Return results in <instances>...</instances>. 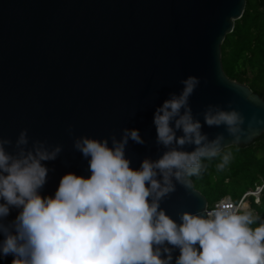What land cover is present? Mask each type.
I'll use <instances>...</instances> for the list:
<instances>
[{
	"label": "water",
	"instance_id": "1",
	"mask_svg": "<svg viewBox=\"0 0 264 264\" xmlns=\"http://www.w3.org/2000/svg\"><path fill=\"white\" fill-rule=\"evenodd\" d=\"M244 3L0 0V135L14 145L27 129L28 147L36 139L63 146L56 160L45 162L54 171L42 195H54L65 173L90 175L88 160L73 147L79 136L109 137L111 145V134L119 138L123 128H136L145 143L129 140L125 155L131 167L139 168L146 157L157 159L165 149L155 142V109L171 93L179 94L181 80L190 75L200 79L189 103L202 124L209 104L236 109L245 118L239 142L223 126L203 124L209 139L223 133L226 147L264 135V99L228 78L220 61V43ZM13 145L7 150L14 152ZM160 207L180 223L178 213L201 212L206 199L193 185L177 184ZM178 255L176 248L172 264ZM12 260L0 257V264Z\"/></svg>",
	"mask_w": 264,
	"mask_h": 264
},
{
	"label": "clouds",
	"instance_id": "2",
	"mask_svg": "<svg viewBox=\"0 0 264 264\" xmlns=\"http://www.w3.org/2000/svg\"><path fill=\"white\" fill-rule=\"evenodd\" d=\"M181 84L179 94L155 109V142L165 149L157 159L131 167L129 140L145 143L136 128H123L119 138L111 134V145L109 137H76L73 147L88 160L90 175L65 173L54 195H42L54 171L45 162L56 160L63 146L36 139L28 147L27 129L14 145L0 135V257L12 255V264H172L178 248L175 264H264V221L257 223L252 212L227 205L185 210L177 223L160 207L177 184L192 187L190 178L206 168L203 160L221 155L224 134L209 139L203 124L223 126L233 142L244 133L243 115L219 105L206 107L202 124L189 103L199 77ZM231 159V152L223 153L218 170ZM12 209L17 215L8 220Z\"/></svg>",
	"mask_w": 264,
	"mask_h": 264
},
{
	"label": "trees",
	"instance_id": "3",
	"mask_svg": "<svg viewBox=\"0 0 264 264\" xmlns=\"http://www.w3.org/2000/svg\"><path fill=\"white\" fill-rule=\"evenodd\" d=\"M220 61L224 74L264 99V0H245L242 14L233 21L230 32L220 43ZM231 152L232 159L223 169L217 165L223 153ZM206 168L198 176L190 178L193 187L206 199V207L224 196L237 202L242 194L254 186L264 184V135L247 145H229L221 155L203 160ZM247 211L264 221V185L254 201L247 195Z\"/></svg>",
	"mask_w": 264,
	"mask_h": 264
},
{
	"label": "built area",
	"instance_id": "4",
	"mask_svg": "<svg viewBox=\"0 0 264 264\" xmlns=\"http://www.w3.org/2000/svg\"><path fill=\"white\" fill-rule=\"evenodd\" d=\"M263 183L259 185L254 186V188L252 190H248L246 191L244 194H242V196L240 197V199L237 202H232L228 196H224L222 198H220L219 200H217L216 202L213 203L212 206L210 207H206V211H213L219 207H223V206H230L231 210L236 211V212H244L248 210L249 207V203L246 199L247 195H252L253 197H255V195L259 194V191L261 189V187H263ZM255 201V200H254Z\"/></svg>",
	"mask_w": 264,
	"mask_h": 264
},
{
	"label": "rangeland",
	"instance_id": "5",
	"mask_svg": "<svg viewBox=\"0 0 264 264\" xmlns=\"http://www.w3.org/2000/svg\"><path fill=\"white\" fill-rule=\"evenodd\" d=\"M260 186V185H259ZM262 188V187H261ZM254 200L257 201L258 200V195H255Z\"/></svg>",
	"mask_w": 264,
	"mask_h": 264
}]
</instances>
